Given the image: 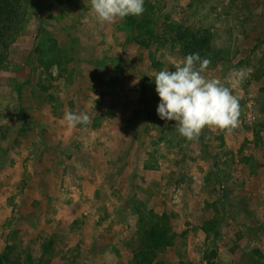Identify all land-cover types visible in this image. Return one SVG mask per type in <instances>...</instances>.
<instances>
[{
    "label": "rangeland",
    "instance_id": "1",
    "mask_svg": "<svg viewBox=\"0 0 264 264\" xmlns=\"http://www.w3.org/2000/svg\"><path fill=\"white\" fill-rule=\"evenodd\" d=\"M148 3L164 19L151 39L128 16L98 23L90 0H22L0 46L5 264H132L130 243L167 212L179 233L155 264H264V0ZM177 23L211 31L206 78L252 70L232 133L189 141L157 115L155 73L185 58ZM69 111L91 124L69 128Z\"/></svg>",
    "mask_w": 264,
    "mask_h": 264
},
{
    "label": "clouds",
    "instance_id": "2",
    "mask_svg": "<svg viewBox=\"0 0 264 264\" xmlns=\"http://www.w3.org/2000/svg\"><path fill=\"white\" fill-rule=\"evenodd\" d=\"M91 11L100 24L115 23L129 15L140 17L145 12L144 0H90ZM211 61L190 53L174 71L164 68L155 73V91L160 101L156 112L161 120L175 121L179 134L189 141L199 138L205 127L232 133L239 127V95L233 89L250 75L251 69H232L226 82L203 75ZM69 128L90 125L87 113L65 112Z\"/></svg>",
    "mask_w": 264,
    "mask_h": 264
},
{
    "label": "trees",
    "instance_id": "3",
    "mask_svg": "<svg viewBox=\"0 0 264 264\" xmlns=\"http://www.w3.org/2000/svg\"><path fill=\"white\" fill-rule=\"evenodd\" d=\"M148 1V0H147ZM145 7V12L142 16H128L131 23L138 25L143 31L144 35H149V39L158 34L156 26H163L164 19L157 20V8L148 3ZM149 9V10H148ZM25 19V8L22 0H0V46L7 49L10 43L18 37L22 29V23ZM178 24V23H177ZM156 25V26H155ZM208 29V28H207ZM167 35L171 36L169 39L174 45L181 42L185 45L186 57L190 53H199L201 58H207L212 51V33L208 29L204 30L197 27L183 26L182 24L171 30ZM148 47L149 44H146ZM2 55L0 53V60ZM41 94L50 92L45 84H40ZM155 87V82H153ZM160 218L156 224L145 226L141 233L130 243L132 252V264H155L157 256L161 249L174 240L179 233L174 225L169 223L170 212H167ZM0 264H5L3 256H0Z\"/></svg>",
    "mask_w": 264,
    "mask_h": 264
},
{
    "label": "water",
    "instance_id": "4",
    "mask_svg": "<svg viewBox=\"0 0 264 264\" xmlns=\"http://www.w3.org/2000/svg\"><path fill=\"white\" fill-rule=\"evenodd\" d=\"M207 264H212L211 260H209V261L207 262Z\"/></svg>",
    "mask_w": 264,
    "mask_h": 264
}]
</instances>
